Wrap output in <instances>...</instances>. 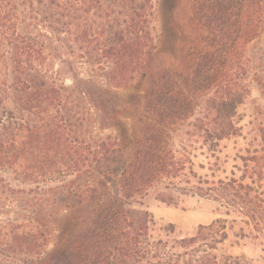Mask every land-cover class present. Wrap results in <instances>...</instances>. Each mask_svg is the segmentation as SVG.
I'll return each mask as SVG.
<instances>
[{
    "label": "trees",
    "instance_id": "trees-1",
    "mask_svg": "<svg viewBox=\"0 0 264 264\" xmlns=\"http://www.w3.org/2000/svg\"><path fill=\"white\" fill-rule=\"evenodd\" d=\"M15 9L0 0L11 46L7 90L0 79V167L30 183L72 177L70 235L58 259L36 221L2 226L0 243L34 264H248L217 249L237 218L248 235L264 232V112L240 178L198 177L192 154L239 135L253 87L264 100V0H49L46 15L95 53L105 88L39 71L43 54L17 33ZM135 82L144 93L132 112L110 88ZM83 100L102 116L131 111V134H87ZM150 195L173 207L198 195L222 216L188 237L155 238Z\"/></svg>",
    "mask_w": 264,
    "mask_h": 264
},
{
    "label": "rangeland",
    "instance_id": "rangeland-1",
    "mask_svg": "<svg viewBox=\"0 0 264 264\" xmlns=\"http://www.w3.org/2000/svg\"><path fill=\"white\" fill-rule=\"evenodd\" d=\"M48 1L14 0L17 33L43 54L38 70L69 86L74 82H85L83 88H87L93 81L105 88L103 71L94 61L95 53L88 47H81L72 35L60 31V25L48 18L45 10ZM155 25L156 28L159 27L157 19ZM10 48L0 26V79L3 82L2 88L6 90L10 84ZM110 90L112 94L127 99L132 112L144 93V87L139 82ZM7 96L8 93L5 100L8 105ZM80 106L85 114L84 128L87 134L105 136L124 131L131 134V111H125L123 115L113 118L102 116L90 101L83 100ZM263 112L264 100L253 87L249 101L240 109L242 120L239 135L223 140L215 153L196 145L197 148L192 154V165L197 176L208 180L240 178L241 157L257 147L255 127ZM71 178L30 183L18 179L9 169L0 167V228L26 220L44 225L48 234L46 254L55 250L53 259H58V251L65 247L70 235V201L66 198V191ZM144 207L153 216L152 232L155 238L188 237L200 225H207L222 216L217 202L198 195L184 197L178 207L158 202L150 195L144 199ZM228 225L227 237L218 245V252L239 257L248 264H264V232L257 238L248 235V229L239 218ZM242 226L245 228L244 233L240 229ZM0 264L34 263L30 259L25 260L22 255L11 254L0 243Z\"/></svg>",
    "mask_w": 264,
    "mask_h": 264
}]
</instances>
